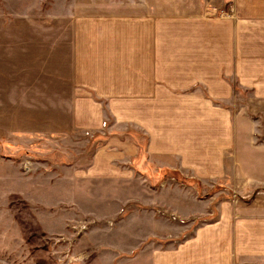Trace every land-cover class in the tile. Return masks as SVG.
<instances>
[{"label":"crops","instance_id":"1","mask_svg":"<svg viewBox=\"0 0 264 264\" xmlns=\"http://www.w3.org/2000/svg\"><path fill=\"white\" fill-rule=\"evenodd\" d=\"M104 5L73 13L72 138H34L32 152L76 162L78 135L96 133L75 180L134 186L136 203L189 225L215 206L150 264H264V0ZM192 190L209 193L205 212L190 211Z\"/></svg>","mask_w":264,"mask_h":264},{"label":"rangeland","instance_id":"2","mask_svg":"<svg viewBox=\"0 0 264 264\" xmlns=\"http://www.w3.org/2000/svg\"><path fill=\"white\" fill-rule=\"evenodd\" d=\"M108 1L133 0H0V264H150V248L169 246L216 216L214 206L189 225L165 208L136 203L134 186L72 178L89 164L96 133L78 135L76 162L32 152L34 138H72L73 13ZM193 193L190 211L205 212L209 193ZM228 197L237 198L219 196ZM153 216L176 226L155 228ZM168 234L175 238L158 237Z\"/></svg>","mask_w":264,"mask_h":264}]
</instances>
